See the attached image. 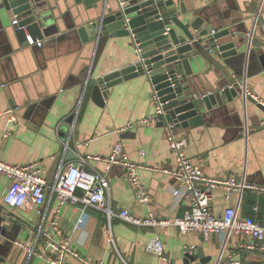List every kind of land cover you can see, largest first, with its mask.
<instances>
[{
    "label": "crops",
    "instance_id": "crops-1",
    "mask_svg": "<svg viewBox=\"0 0 264 264\" xmlns=\"http://www.w3.org/2000/svg\"><path fill=\"white\" fill-rule=\"evenodd\" d=\"M44 2L47 23L42 27L43 37L27 34L43 41L38 48L18 40L12 23L19 18L0 0V113L14 110L18 118L16 124L9 122V116L0 118V160L22 167L40 163L46 180L52 183L63 160L64 166H75L80 157L109 155L121 142L132 162L151 168L139 171L151 201L149 205L137 201L121 167L108 169L103 163L90 161L109 180L115 213L128 210L140 218L153 213L160 220L183 217L190 203L175 202L171 190L177 183L162 171L175 166L165 127L152 123L134 126L154 114L149 79L137 77L114 86L103 107L91 99L88 85L92 80L139 61L133 39L105 38L85 44L77 29L96 21L102 4L87 9L75 0ZM185 6L189 12L211 16L215 29L225 26L249 35L245 60H237L227 73H241L237 81L264 103V21L255 19L258 0H185ZM228 76L211 66L201 76V88L216 91L228 86ZM128 126L132 127L121 132ZM177 133L187 140V155L202 158L199 164L207 177H235L264 187V113L256 104L245 99L242 105L225 101L213 109L204 124L178 128ZM10 184L0 176V264H48L37 254L18 250L15 242L22 241L39 253L45 239L40 236L36 242L37 233L47 230L58 203L53 197L45 207V218L21 209L10 214L4 204ZM229 206L236 207L240 217L257 219L264 227L263 194L235 191L226 201L225 192L215 190L212 213L222 214ZM59 222L64 236L83 257L104 264H183L184 249L192 246L211 257L210 264L219 260L221 264L242 263L243 257L247 261L258 255L264 260V252L258 250L261 243L256 251L249 250L256 246L250 237L205 238L196 232L183 235L175 227H137L118 218L109 222L95 208L67 205ZM155 239L163 243L168 263L147 250ZM70 263L77 264L74 260Z\"/></svg>",
    "mask_w": 264,
    "mask_h": 264
},
{
    "label": "water",
    "instance_id": "water-1",
    "mask_svg": "<svg viewBox=\"0 0 264 264\" xmlns=\"http://www.w3.org/2000/svg\"><path fill=\"white\" fill-rule=\"evenodd\" d=\"M75 2L87 9L102 4L97 20L77 29L83 43L98 42L105 38H132L141 51L139 61L135 64L89 83L91 99L98 106H104L109 90L114 86L146 76L158 92L163 109L167 111L166 121L177 124L178 128L201 126L213 109L223 106L225 101L242 105L245 99L256 104L264 113V105L251 95L244 98L243 88L236 79L241 73L230 77L227 73L228 68H234L237 60H245L249 35L236 33L225 26L215 29L211 16L203 17L195 11L189 12L185 0ZM2 3L20 20L14 26L20 42L27 46V34L43 37L42 27L47 23L44 0H2ZM211 66L226 74L230 85L216 91L202 89L201 76ZM211 262L212 258L205 257L203 250L199 249L194 254H186L183 264ZM241 264L250 263L243 257Z\"/></svg>",
    "mask_w": 264,
    "mask_h": 264
},
{
    "label": "built area",
    "instance_id": "built-area-1",
    "mask_svg": "<svg viewBox=\"0 0 264 264\" xmlns=\"http://www.w3.org/2000/svg\"><path fill=\"white\" fill-rule=\"evenodd\" d=\"M256 14V20L264 21V0H258ZM18 23V20H14L12 25L17 26ZM28 41L30 46L38 48L43 46L42 40H33L29 36ZM136 48L140 54L141 51L138 46ZM237 84L243 88L242 81H238ZM243 92L245 97L250 95L244 88ZM252 97L264 105L255 96ZM151 103L154 114L136 122L134 126L165 122L164 127L167 131L169 147L175 157V166L171 170L162 171L177 183V187L171 190L175 202L186 200L190 203V209L185 212L183 217L160 220L153 213L145 218L137 217L128 210L115 213L111 203L109 180L104 173L94 169L90 165V161L103 163L108 169L114 166L121 167L124 171L125 180L134 189L137 201L143 205H149L151 201L150 192L139 176L140 170H151V168L132 162L121 142L116 143L107 156L87 155L80 157L77 166H64L63 160L52 183H48L46 180L45 171L40 163L22 167L0 160V176L7 178L11 183L4 197V204L10 214L21 209L34 211L45 218V207L49 205L53 197L58 203L55 216L49 222L47 230L41 229L37 233L36 242L40 236L45 239V244L41 247L40 252L37 253L34 247L30 248L22 241L15 242V247L18 250H25L31 256L37 254L45 259L48 264H71L70 261L72 260L76 261L77 264H104L83 257L72 246L71 239L66 238L62 233L59 222L61 211L65 206L73 205L82 207L84 210L95 208L104 213L109 222L118 218L126 224L137 227H159L161 229L175 227L183 235L196 232L205 238L218 236L228 240L234 235L250 237L255 241L256 246L248 247L249 250L256 251L259 248L257 244L261 243L262 245L258 250L264 252V227L257 219L240 217L236 207L229 206L219 215H215L211 211V201L215 190L222 189L225 192V200L230 201L235 191L243 193L245 190H249L264 195V187L238 181L235 177L226 180L207 177L199 164L202 162V158L200 156L192 158L187 155V140L177 133V124L166 121L167 111L163 109V104L154 86L152 87ZM3 116H9L10 123L16 124L18 122L14 110L0 113V118ZM131 127H125L121 132ZM9 136L10 132L8 131L5 138H9ZM147 250L161 258L165 263L169 262L165 255L163 243L159 239L153 240ZM195 252L196 247L194 246L184 249L185 255ZM220 262L219 260L212 264H221ZM228 264L241 263L231 261Z\"/></svg>",
    "mask_w": 264,
    "mask_h": 264
},
{
    "label": "rangeland",
    "instance_id": "rangeland-1",
    "mask_svg": "<svg viewBox=\"0 0 264 264\" xmlns=\"http://www.w3.org/2000/svg\"><path fill=\"white\" fill-rule=\"evenodd\" d=\"M247 262L250 263V264H264V260L261 259V256L260 255H258L255 258H249L247 260Z\"/></svg>",
    "mask_w": 264,
    "mask_h": 264
}]
</instances>
